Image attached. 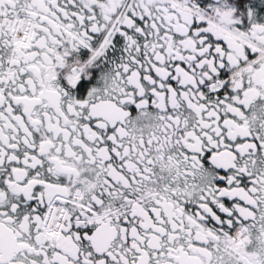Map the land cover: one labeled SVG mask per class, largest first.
Wrapping results in <instances>:
<instances>
[{
	"label": "snow or ice",
	"instance_id": "6c2138e0",
	"mask_svg": "<svg viewBox=\"0 0 264 264\" xmlns=\"http://www.w3.org/2000/svg\"><path fill=\"white\" fill-rule=\"evenodd\" d=\"M0 264H264V0H0Z\"/></svg>",
	"mask_w": 264,
	"mask_h": 264
}]
</instances>
